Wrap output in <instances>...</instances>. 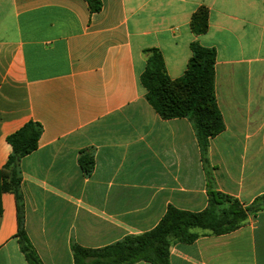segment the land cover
Listing matches in <instances>:
<instances>
[{
    "label": "crops",
    "instance_id": "1",
    "mask_svg": "<svg viewBox=\"0 0 264 264\" xmlns=\"http://www.w3.org/2000/svg\"><path fill=\"white\" fill-rule=\"evenodd\" d=\"M0 0V264H28L15 194L4 189L8 136L42 125L21 162L24 226L43 264H74L154 229L170 206L201 212L208 183L191 120H165L140 77L147 50L173 80L191 45L215 49L216 99L226 129L208 158L217 190L251 205L264 195V0ZM209 11L197 35L193 15ZM82 158L93 160L87 174ZM174 241L171 264H264V210L231 234ZM137 264H150L139 262Z\"/></svg>",
    "mask_w": 264,
    "mask_h": 264
},
{
    "label": "trees",
    "instance_id": "2",
    "mask_svg": "<svg viewBox=\"0 0 264 264\" xmlns=\"http://www.w3.org/2000/svg\"><path fill=\"white\" fill-rule=\"evenodd\" d=\"M91 14L102 10V0H85ZM191 29L201 35L209 29V11L201 7L192 17ZM192 57L188 69L179 79H171L166 71L163 54L157 49L147 50L146 69L140 77L146 90V99L165 120L187 118L193 123L207 175L208 205L204 211L190 212L170 206L159 224L152 230L125 237L122 241L102 248L72 246L74 264H171L170 249L174 241L192 244L202 235L195 230L208 231L214 236L235 232L248 220L264 210V195L251 205H244L237 198L217 190L208 152L211 139L222 134L225 122L216 99L215 49L198 43L191 45ZM43 127L28 122L11 134L7 142L12 148L5 166L11 173L4 189L15 194L18 203L20 250L28 264H43L32 246L24 226L25 204L21 188V162L39 147ZM87 174L93 170V160L82 158Z\"/></svg>",
    "mask_w": 264,
    "mask_h": 264
}]
</instances>
